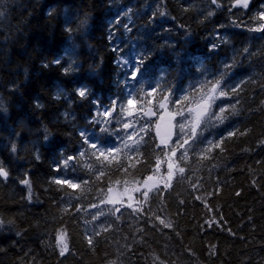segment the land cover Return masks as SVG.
Listing matches in <instances>:
<instances>
[{"label":"trees","instance_id":"trees-1","mask_svg":"<svg viewBox=\"0 0 264 264\" xmlns=\"http://www.w3.org/2000/svg\"><path fill=\"white\" fill-rule=\"evenodd\" d=\"M233 2L0 0V166L9 173L0 178V264H264V32L249 30L259 25L264 0H250L248 9ZM241 21L247 26L237 27ZM133 51L148 69L136 81L119 63ZM217 82L187 158L182 148L171 156L177 121L183 119L188 136L197 105ZM221 88L227 96H219ZM129 98L138 101L132 114L156 113L131 151L120 147ZM113 101L116 111L105 125L111 131L100 133L92 123L97 108ZM160 115L175 116L168 147L156 131ZM82 132L113 151L107 158L93 155ZM70 155L77 159L56 172ZM169 162L170 187L159 184L146 203L139 195L133 205L139 212L123 207L113 215L110 206L92 220L90 205L109 187L112 193L142 187L161 169L167 179ZM57 177L80 186L57 185ZM212 220L223 227L205 223ZM93 233L90 247L86 237ZM58 236L68 246L64 256Z\"/></svg>","mask_w":264,"mask_h":264},{"label":"snow or ice","instance_id":"snow-or-ice-1","mask_svg":"<svg viewBox=\"0 0 264 264\" xmlns=\"http://www.w3.org/2000/svg\"><path fill=\"white\" fill-rule=\"evenodd\" d=\"M212 3L213 4H216L217 3V0H212ZM249 4H250V0H234L233 2V5L232 7H239V8H243V9H248L249 7ZM261 8H264V4L261 5ZM3 13H0V15H2ZM256 21L259 22V25L256 26V27H250L249 30L250 31H254V32H264V11H260L256 14V17H255ZM235 23V21L233 22ZM237 27L239 26H247V25H244V21H241L240 24H237L236 25ZM216 46L215 45H212V48L214 49ZM114 51L117 50L116 48L113 49ZM148 55V54H145V56ZM54 64H59L60 61L59 60H55L53 61ZM144 64H145V57L142 56L139 60L136 61L135 64L132 65L131 69L129 70L128 72V78L132 81H136L138 79V77H141L144 75L145 72L148 71L147 68L144 67ZM45 67H47V65H45ZM227 67V65H226ZM71 68H66L64 69L65 72H68L70 71ZM219 87V82H217L216 84H214L210 89H209V94L207 95V103L208 105L210 106L211 105V102L214 101L215 99V93L217 92V88ZM156 91V88L153 87L151 88L149 91H147L146 95L148 97H151L153 96V94L155 93ZM232 92H236L237 91V88L236 87H233L231 89ZM131 96V94H129ZM228 93L223 89L221 88L220 91H219V96L221 97H224V96H227ZM78 96L80 98H85L86 97V90L84 89H80L78 90ZM162 99L166 100L167 97H163ZM136 103H138L137 100L133 99V98H129L127 99V102H126V107L127 109H129L128 111V115L131 116L132 115V112H131V109H133L136 105ZM148 103H151V101L149 100ZM2 106V105H0ZM164 107V104L163 103H160V108H163ZM116 111V102L113 101V104H112V107L110 108H104L103 111H100L99 108H97V111H96V114H95V118L93 119L92 123H94L96 126H97V131L100 132V133H108L110 132L111 130L108 128V127H105L106 124L110 123V120L109 118L113 116V113ZM124 109H121V112H123ZM191 111V110H190ZM225 111V109L223 107L220 108V112L223 113ZM207 112V109L205 108L203 111H201L200 113L197 114V116L195 117V125L191 128L190 130V133L188 134V136H185L184 134V129H185V124L183 122V119L177 121V124L179 126V133H177V139H176V142L174 143V146L172 147H169L168 148V153H170L171 156H176V153H177V150L178 149H184L182 152H181V158L183 159H186L187 158V155H188V149L191 148L193 146V144L195 143V141H193V144H190V139L193 138V137H196V128L197 126H199L200 124V120H201V117L204 116ZM148 113H145V115H147ZM152 115H156V113H151ZM182 115V113H180ZM214 115V114H213ZM161 120L164 119V116L163 115H160L159 117ZM175 117H171V119H174ZM212 117L209 116V119H211ZM216 119H219V120H223L224 117L223 116H217ZM130 127H132V125L129 123V122H124L123 123V129L124 130H127L129 129ZM157 128H159V125H157ZM243 134V133H241ZM82 136H84V142L88 144L89 148H91L93 150V155H96L98 154L100 157H105L107 158V156L111 153V151L113 150H108L107 152L105 151V147L103 145L100 144V138H97L96 140L94 141H90L87 136L84 135V133L82 132L81 133ZM228 136H234L236 135L235 132H228L227 133ZM48 137L45 136V140H47ZM127 139H132V135L131 134H128L127 135ZM142 139V137H141ZM139 143V141H137V144ZM162 143L164 144L165 147H168L167 145V141H164L162 140ZM210 145H211V142H209ZM223 143V140L221 139L218 143H216L215 145H211L208 149V151H211L212 150V147H216V148H219L221 146V144ZM262 143H264V141H262ZM124 147L128 148L129 151L132 150L133 146L132 145H128L127 142L125 141L124 142ZM185 146H188L187 148ZM12 150L15 151V145H13L12 147ZM115 151H119V148H115L114 149ZM136 151L138 152L139 149L137 148ZM168 153H165V156L167 157L168 156ZM81 156L84 155V153H80ZM77 157L76 156H67V157H64V159L57 163L55 166H54V170L56 172H61L62 168L63 169H67L69 166H70V162L76 160ZM161 164V160L160 158L158 157L157 160H156V166H157V169L159 168ZM125 171H127V169H125ZM179 173L181 175L184 174L185 172V169L183 167H179L178 169ZM173 164L171 162L168 163V173H167V179L165 181V184H164V188H168L170 187V181L173 177ZM8 171L3 167V166H0V178H3L4 180H7L8 178ZM101 175H103V172H101ZM153 178L152 176H148L145 180H144V190L140 192V195L143 197V201L146 203L149 201L150 199V193H153V189L157 187L156 184H149L148 181H151ZM24 185L26 186H30V182L27 178L23 179L21 181ZM54 183L57 184V185H61V186H67L68 188H71V189H76L78 188L80 185L79 183H74L72 178L70 177H57L54 179ZM84 183H87V181H84ZM117 183H119V181H117ZM253 183L255 184V181H253ZM125 184L127 185L128 182L125 181ZM136 190H139V189H136ZM129 191V189L127 187H125V192L127 193ZM162 191L161 190V194H162ZM112 188L109 187L108 190H107V194H105L103 196V198L99 201V203H95L93 202L90 207L91 208H99V211L98 212H95V213H92L91 214V218L93 221L97 220L99 217L101 216H104L106 215V211L103 207H101V205H105V204H108V205H113V207L107 209V212L108 213H111L113 215L119 213L122 215V212H121V207H117L115 206L116 204H121L122 206L124 207H127L129 209H132L133 212H139L140 211V207H133V203L131 202L132 201V196L129 195L128 196V200L127 202L125 203V201L122 199V198H113L112 195ZM241 193L240 192H237L236 195L239 196ZM30 199V197H29ZM196 199H201V197L197 196ZM181 204L184 203V201H180ZM205 207H208L207 203H205ZM212 209L209 208V211H211ZM77 211H80L79 208H77ZM119 218V217H117ZM156 220L159 221V223L161 225H163L164 227L166 228H170L172 227V224L171 222H165V220L163 218H161L160 216H156L155 217ZM222 219V217H221ZM2 223V222H0ZM103 223V222H102ZM205 223L209 224V226H211L212 223H217L218 226L220 227H223L222 225L219 224L218 221H215V220H212V221H205ZM102 231H107V228L106 227H102L101 229ZM227 231H229L230 234L232 235H235V233H231V229H227ZM95 235H98V233H93V235H89L86 237L87 239V243L88 245L91 247L93 246V237ZM243 238V237H241ZM57 240L58 241H62V236H58L57 237ZM67 244L66 243H62L61 244V249H60V255L61 256H64L65 255V252L67 251Z\"/></svg>","mask_w":264,"mask_h":264},{"label":"rangeland","instance_id":"rangeland-1","mask_svg":"<svg viewBox=\"0 0 264 264\" xmlns=\"http://www.w3.org/2000/svg\"><path fill=\"white\" fill-rule=\"evenodd\" d=\"M129 21L131 22V20H129ZM125 31L127 32V30H125ZM120 60H121L120 63H125L124 65L126 66L127 69H131L132 65L135 64L137 60H139V56L134 52L131 56V62L124 60L123 58ZM122 66H123V64H122ZM123 70L125 71L124 67H123ZM125 73L128 74L127 71H125ZM131 89H130V94L132 96ZM142 112L144 113L143 110H139L137 113L132 114L130 117H128L127 121L132 125V127L127 129V132L125 133V137L120 136L121 138H123L120 141V147L121 148L124 147L123 145H124L125 141L127 142L128 145H132V146L138 141L139 137L142 135L143 132H145V130L148 127L149 121L146 120V116L149 119H155L156 118L155 115L153 116L151 114V112H153V110H151V109L146 112V113H148L147 115H145V113L143 114ZM113 116H114V113H113ZM163 116H164L163 120H161L160 118L157 119V125H159V128H157V125H156V131L158 133V136L161 137L162 140L165 139L166 141H169L171 139V137L172 138L174 137V129L172 128V126H175V118L171 119V116H166V115H163ZM112 117H110L109 120ZM140 119H145V123L143 125H137L135 123L136 120H140ZM128 134L132 135V139H127ZM173 173H174V171H173ZM173 176H174V174H173ZM152 178L153 179L151 181H148V183L149 184H156L157 187H159V184L164 183L166 181V179H164L160 173L154 175ZM156 188H154V189H156ZM136 189H139V190H136ZM143 190H144V185L142 187L129 189V191L127 193L125 192V190L124 191H117L116 190L111 195L113 198H122L125 201V203L128 200V196L131 195L132 196L131 202L133 203V205H136L137 204V197L140 195V192ZM111 206L113 207V205H111ZM115 206L121 207V208L124 207L121 204H116ZM103 208L105 209V207H103ZM98 211H99V208L95 210V212H98Z\"/></svg>","mask_w":264,"mask_h":264},{"label":"bare ground","instance_id":"bare-ground-1","mask_svg":"<svg viewBox=\"0 0 264 264\" xmlns=\"http://www.w3.org/2000/svg\"><path fill=\"white\" fill-rule=\"evenodd\" d=\"M115 28H116V30L119 31V30H120V25L117 23ZM134 52H135V51H133V53H134ZM135 53H136L139 57H141V54H140V53H138V52H135ZM62 243H64L63 240H62V241H59L58 244L61 246ZM67 249H68V246H67Z\"/></svg>","mask_w":264,"mask_h":264},{"label":"water","instance_id":"water-1","mask_svg":"<svg viewBox=\"0 0 264 264\" xmlns=\"http://www.w3.org/2000/svg\"><path fill=\"white\" fill-rule=\"evenodd\" d=\"M207 106V105H206Z\"/></svg>","mask_w":264,"mask_h":264}]
</instances>
